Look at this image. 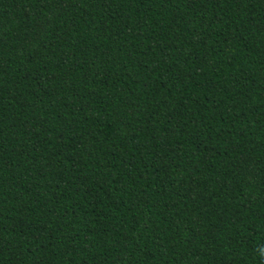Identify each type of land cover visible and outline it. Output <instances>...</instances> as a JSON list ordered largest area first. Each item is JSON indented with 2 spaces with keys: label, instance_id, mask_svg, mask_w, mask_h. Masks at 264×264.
<instances>
[{
  "label": "trees",
  "instance_id": "16d2710c",
  "mask_svg": "<svg viewBox=\"0 0 264 264\" xmlns=\"http://www.w3.org/2000/svg\"><path fill=\"white\" fill-rule=\"evenodd\" d=\"M0 264H264V0H0Z\"/></svg>",
  "mask_w": 264,
  "mask_h": 264
}]
</instances>
